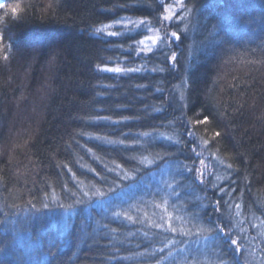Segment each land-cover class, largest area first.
Listing matches in <instances>:
<instances>
[{"label":"trees","instance_id":"obj_1","mask_svg":"<svg viewBox=\"0 0 264 264\" xmlns=\"http://www.w3.org/2000/svg\"><path fill=\"white\" fill-rule=\"evenodd\" d=\"M1 1L0 264H264V0Z\"/></svg>","mask_w":264,"mask_h":264},{"label":"snow or ice","instance_id":"obj_2","mask_svg":"<svg viewBox=\"0 0 264 264\" xmlns=\"http://www.w3.org/2000/svg\"><path fill=\"white\" fill-rule=\"evenodd\" d=\"M4 7H5V5H4L3 3H0V8H4ZM180 7H181L182 9L187 10V9H186V5L183 4V0H180ZM20 8H21L20 4H17V5H15L14 7L11 8V11H12V13H17V11H18ZM166 11H167L168 14L164 15V16L162 17V19H163V21H171V20L173 19V15H174V13L172 12V5H170V4L167 5V7H166ZM180 19H183V17H180ZM118 23H123V21H118ZM129 23H131V21H130ZM147 23H148V22L145 21V20H140V21L138 22V24H137V27H139L140 25H145V24H147ZM124 26L127 27L126 24H125ZM111 27H112V25H105L103 28H97L96 31H97V32H107V35H109V36H118V35H120V33L117 32V31H110V32H108L107 29H108V28H111ZM150 30H151V29H150ZM185 30H186V29H185ZM156 31H159V30L157 29ZM3 38H4L3 35L0 34V42L3 41ZM160 39H161V37L158 36V35H154V36H146L143 40H139L138 43H139L140 45H145V40H150V41L152 42V45H156V44H157V41L160 40ZM173 39H175V40H179V39H180V35H178V33L175 32V31H172L171 33H168V32L166 31V32H165V36H164V43H165L169 48L171 47V43L173 42ZM152 51H153V47L145 45L144 47L139 48V50L137 51V55H139L140 53H151ZM3 58H4L5 60H7V59H8V56L5 54ZM176 59H177V57H176L175 52H172V54H171V60H172V61H176ZM105 70H106V71H109V72H112V73L119 74V73H133V72H140V71H141V68H134V67H128V68H123V67H113V68H107V69H105ZM182 98H183V97H181V99H182ZM98 119H106V120H108L110 123H113V124L121 123V121H112L110 117H103V118H98ZM126 119H127V118H125V120H126ZM208 122H209V121H208L207 118H205L203 121H197V123H208ZM185 134L188 135V136H190V137L195 135L194 132H192V131H187ZM146 135H147V134H146ZM215 135H216V136H219L220 133L217 132ZM167 139H168L169 141H171V140H172V137H167ZM121 143H123V141H121ZM177 143H179V142H177ZM193 151H194V150H193ZM196 155L199 156L200 153H196ZM229 167H231V165H229ZM185 171L191 172L192 169H190V168H185ZM199 175H200V178H201V183H203V182H204V180H203V173H200ZM221 191H223V189H221ZM218 203H219V202H217V204H218ZM172 231H175V229H172ZM217 231H218V232H221V233H223L224 235L229 236V237H230V235H231L230 232H224V228H223V227H219V228L217 229ZM231 243H232L233 245H236L237 250H239V247H240V246H239V244L237 243L236 240H232ZM163 250H164L163 248L160 249L161 252H162Z\"/></svg>","mask_w":264,"mask_h":264},{"label":"rangeland","instance_id":"obj_3","mask_svg":"<svg viewBox=\"0 0 264 264\" xmlns=\"http://www.w3.org/2000/svg\"><path fill=\"white\" fill-rule=\"evenodd\" d=\"M170 1H172V3L174 4L176 1H180V0H165V2L167 3V2H170ZM0 3H2V1L0 0ZM173 4H170V5H172V12H173V9H174V5ZM168 14V13H167Z\"/></svg>","mask_w":264,"mask_h":264}]
</instances>
